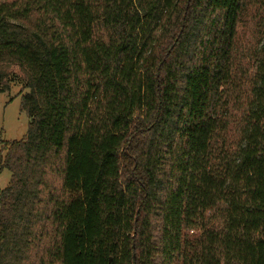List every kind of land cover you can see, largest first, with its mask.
<instances>
[{
	"label": "trees",
	"instance_id": "1",
	"mask_svg": "<svg viewBox=\"0 0 264 264\" xmlns=\"http://www.w3.org/2000/svg\"><path fill=\"white\" fill-rule=\"evenodd\" d=\"M0 264H264V0H0Z\"/></svg>",
	"mask_w": 264,
	"mask_h": 264
},
{
	"label": "rangeland",
	"instance_id": "2",
	"mask_svg": "<svg viewBox=\"0 0 264 264\" xmlns=\"http://www.w3.org/2000/svg\"><path fill=\"white\" fill-rule=\"evenodd\" d=\"M18 89L0 93V139L15 140L25 136L30 118L20 110ZM11 172L4 169L0 172V189L5 188L10 181Z\"/></svg>",
	"mask_w": 264,
	"mask_h": 264
}]
</instances>
